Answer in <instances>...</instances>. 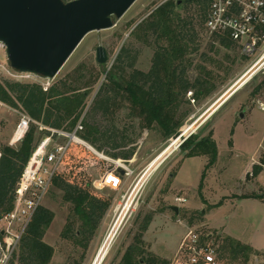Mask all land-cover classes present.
Returning a JSON list of instances; mask_svg holds the SVG:
<instances>
[{
  "label": "rangeland",
  "instance_id": "374dc122",
  "mask_svg": "<svg viewBox=\"0 0 264 264\" xmlns=\"http://www.w3.org/2000/svg\"><path fill=\"white\" fill-rule=\"evenodd\" d=\"M168 1L177 2L135 0L120 18L113 19L112 27L87 33L54 78L33 75L17 80L0 72V80L39 82L50 86L60 79H73L79 73L87 78L90 71L100 70L102 72L86 98L87 106L81 119L87 118L106 128L109 121L99 111L87 112L90 103L109 75L121 81L119 74L127 79L134 71H150L156 46L138 38L136 27ZM176 10L181 18L192 20L196 33L190 44L195 49H189L183 58L184 75L190 82L197 76H205L211 92L195 97V89L191 88L179 95L175 119L181 118L182 114L185 116L181 118L176 136L166 137L156 125L139 127L135 151L128 160L107 156L84 140L88 152L76 154L73 173L76 180L89 183L94 193L110 199V206L87 246H77L60 238L69 204L62 200L61 191L52 188L41 203L54 212L43 237L54 248L49 264H119L125 249L138 234L145 215L151 216L142 233L146 255L155 254L169 263L183 256L178 252L179 246L191 229L201 242L215 249L218 264L227 262L228 253L222 251L226 236L246 243L256 251L240 254L236 264H264V112L257 107V100L264 98L261 89L264 76L258 74L236 92H233L234 88L226 92L245 71L250 59L241 54L237 45H222L216 35L200 23L194 3L183 1L182 8ZM99 44L108 53L105 70L95 60V49ZM122 50L123 67L116 64ZM128 55H133L130 66L127 65ZM0 61L9 66L3 53ZM113 70L116 73H112ZM130 106L127 100L120 99L115 114L118 125L133 123L140 126L142 117L127 116ZM19 111L0 101V145L8 143ZM240 113L243 115L239 116ZM191 131L196 140L210 137L216 143L217 160L207 169L208 155L187 156L189 146L177 147ZM64 141L63 137H57L54 143ZM102 150L118 152L120 149L113 150L104 145ZM110 167L118 178L115 188L102 187L99 183L104 170ZM249 170L253 172L252 176ZM251 195L256 198L236 199ZM177 197L185 198V201L177 202ZM171 206H177L178 211ZM2 227L0 224L1 230Z\"/></svg>",
  "mask_w": 264,
  "mask_h": 264
},
{
  "label": "trees",
  "instance_id": "16d2710c",
  "mask_svg": "<svg viewBox=\"0 0 264 264\" xmlns=\"http://www.w3.org/2000/svg\"><path fill=\"white\" fill-rule=\"evenodd\" d=\"M183 1L192 2L197 6L200 23H203L207 0ZM176 8V3L165 2L136 27L138 38L144 43H153L156 46L150 71L147 73L134 71L127 79L119 74L121 81L109 75L107 81L96 91L87 112L99 111L101 116L109 121L108 127L101 128L87 118L81 119L87 106L86 98L90 89L102 72L96 69V72L90 71L87 78L85 74L79 73L73 79H60L46 90L39 82L0 80V101L25 112L33 120L48 128L70 132L81 119L82 129L78 132L79 137L112 158L128 160L133 156L136 139L140 133L139 127L149 128L156 125L166 137L176 136L182 124L181 118L185 116L182 114L181 118L175 119L179 95L191 88L195 89V97L201 94L207 96L211 92L205 76H197L190 82L184 75L186 65L183 64V58L189 49L191 51L195 49L191 48L190 44L193 43L196 33L192 20L181 18ZM216 37L226 47L235 45L227 37L221 35ZM122 52L123 50L116 61L121 67L124 62ZM128 56L130 61L127 65L130 66L133 55ZM112 73H116L115 70ZM120 99L127 100L131 105L128 117H142L140 126L136 127L133 123L118 125L115 114L117 107L120 106ZM47 134H49L47 129H39L38 124L31 123L17 145L11 146L8 143L0 145V217L12 208L17 182L23 169L36 145ZM104 145L110 146L113 150H120L105 152L102 150ZM181 145L190 147L187 156L208 155L206 169L216 161L217 146L210 137L196 140L190 135ZM86 152L88 151L84 145L69 143L46 194L48 195L52 188L61 191L62 200L69 204V212L61 229L60 238L81 247L87 246L110 206V199L94 193L89 183L83 184L76 180V174L72 170L75 156L77 153L83 155ZM204 173L201 179L204 178ZM243 197L256 198L254 195ZM53 218L52 210L42 205L36 209L8 264L50 263L54 248L46 243L43 237ZM150 220V215H145L141 220L139 232L125 249L119 264H170L155 254H144L142 233ZM222 251L228 253L225 264H236L242 253H256L250 245L230 236L225 237Z\"/></svg>",
  "mask_w": 264,
  "mask_h": 264
},
{
  "label": "built area",
  "instance_id": "2783aa9c",
  "mask_svg": "<svg viewBox=\"0 0 264 264\" xmlns=\"http://www.w3.org/2000/svg\"><path fill=\"white\" fill-rule=\"evenodd\" d=\"M203 23L211 34L229 38L238 46L241 54L250 59L249 65L237 79L246 75L237 85V89L258 74L264 76V0H207ZM1 53L6 57V46L2 41ZM0 72H5L17 80L33 76L30 73L18 72L1 61ZM41 85L44 90L49 87L48 84ZM261 89L264 90V82L261 83ZM257 107L264 112V98L257 100ZM31 123L38 124L39 129H47L49 134L34 148L17 182L13 206L0 217V224L3 226L2 230L0 229V264L9 262L31 217L42 205V199L48 192L69 143L84 145V140L78 135L82 129L81 119L73 130L68 132L45 127L23 111L18 112V120L8 144L17 145ZM57 137H63L64 143H54ZM248 173L253 175L251 170ZM99 181L102 187L110 185L115 188L118 178L113 167L106 170ZM175 200L183 202L185 198L177 197ZM178 252L183 253V256L174 258L170 264H218L215 249L201 242L200 237L191 229L183 237Z\"/></svg>",
  "mask_w": 264,
  "mask_h": 264
},
{
  "label": "water",
  "instance_id": "95a60500",
  "mask_svg": "<svg viewBox=\"0 0 264 264\" xmlns=\"http://www.w3.org/2000/svg\"><path fill=\"white\" fill-rule=\"evenodd\" d=\"M134 1L0 0V41L6 46V59L18 72L54 78L87 33L112 27L113 19L120 18ZM182 2L177 0V8ZM107 59L106 49L99 44L95 60L103 70ZM171 208L178 211L177 206Z\"/></svg>",
  "mask_w": 264,
  "mask_h": 264
},
{
  "label": "bare ground",
  "instance_id": "6f19581e",
  "mask_svg": "<svg viewBox=\"0 0 264 264\" xmlns=\"http://www.w3.org/2000/svg\"><path fill=\"white\" fill-rule=\"evenodd\" d=\"M244 78H246V75H244L243 77H241L239 80H237L231 87H229L227 90H226V92H228L230 89H233L234 88V90H233V92H236L238 89H237V85L241 82V81H243L244 80ZM192 132V131H191ZM181 141V140H180ZM180 141H179V143H180ZM179 143L177 144V147H178V145H179ZM101 155V154H100Z\"/></svg>",
  "mask_w": 264,
  "mask_h": 264
},
{
  "label": "crops",
  "instance_id": "0c3cea01",
  "mask_svg": "<svg viewBox=\"0 0 264 264\" xmlns=\"http://www.w3.org/2000/svg\"><path fill=\"white\" fill-rule=\"evenodd\" d=\"M196 156H200V155H196ZM195 156V157H196ZM201 156H206V155H201ZM217 157H218V153H217ZM216 160H217V158H216ZM216 162V161H215ZM246 198H252V197H243V196H240V197H237L236 199H238V200H242V199H246Z\"/></svg>",
  "mask_w": 264,
  "mask_h": 264
}]
</instances>
